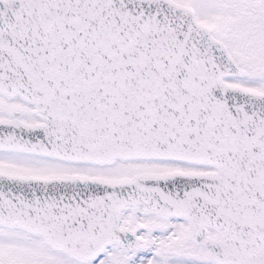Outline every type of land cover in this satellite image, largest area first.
<instances>
[{
	"label": "snow or ice",
	"instance_id": "6c2138e0",
	"mask_svg": "<svg viewBox=\"0 0 264 264\" xmlns=\"http://www.w3.org/2000/svg\"><path fill=\"white\" fill-rule=\"evenodd\" d=\"M0 264H264V0H0Z\"/></svg>",
	"mask_w": 264,
	"mask_h": 264
}]
</instances>
